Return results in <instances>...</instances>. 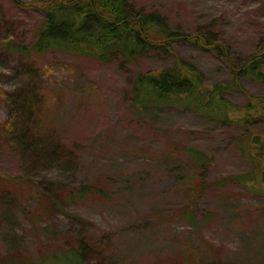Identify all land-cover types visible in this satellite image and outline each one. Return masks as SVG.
<instances>
[{
  "label": "rangeland",
  "instance_id": "obj_1",
  "mask_svg": "<svg viewBox=\"0 0 264 264\" xmlns=\"http://www.w3.org/2000/svg\"><path fill=\"white\" fill-rule=\"evenodd\" d=\"M18 1L0 0V123L12 114L3 93L39 85L54 92L43 106L46 127L55 129L76 155L72 162L31 171L0 130V175L6 176L0 178V196L10 192L17 200L8 208L0 199V264L46 259L51 249L75 247L74 237L85 230L105 235L101 238L112 245L107 254L90 255L87 264H264V182L244 185L229 179L211 185L253 171L237 147L238 138L250 132L192 111L138 107L133 83L140 74L172 65L175 57L164 51L151 50L133 62L116 58L107 63L57 50L42 56L20 54L15 43L31 48L44 16L32 7L43 0ZM131 4L135 10L161 13L176 31L222 41L238 66L263 44L264 0ZM174 47L208 83L233 79L228 63L214 51L189 42ZM241 83L251 96H264V84L242 76ZM229 97L241 106L251 100L238 90ZM186 146L204 151L213 163L203 170L191 166ZM25 177L43 184L42 190L60 192L62 209L90 223L84 226L48 199L39 200L34 189L30 193L19 182ZM82 184H93L106 196L70 199L67 194ZM190 211L199 221L196 226L188 221ZM36 226L68 235L49 239Z\"/></svg>",
  "mask_w": 264,
  "mask_h": 264
},
{
  "label": "trees",
  "instance_id": "obj_2",
  "mask_svg": "<svg viewBox=\"0 0 264 264\" xmlns=\"http://www.w3.org/2000/svg\"><path fill=\"white\" fill-rule=\"evenodd\" d=\"M32 7L40 11L44 19L37 29L36 41L31 48L14 42L15 49L20 54L30 55L33 52L42 56L57 50L105 63L116 58L137 61L151 50L164 51L174 56L172 65L140 74L135 79L132 86L134 103L138 107L151 105L192 111L226 126H237L250 132L238 138L237 147L252 164L253 171L213 182L211 185L225 183L229 179H237L244 185L251 181L264 182V96H251L241 83L242 76L264 84V40L262 47L238 66L232 58L230 48L222 41L200 33L176 31L161 13L135 10L131 0H43L41 4ZM178 42H189L214 51L228 63L234 75L233 79L208 83L205 74L196 65L177 56L174 46ZM233 90L241 91L251 100L245 106L239 105L229 97ZM53 95L54 92H48L39 85L3 93L12 114L8 121L0 123V130L12 139L26 159L25 168L31 171L39 167L51 169L58 164L72 162L76 155L70 145L61 141L55 129L46 127L43 106ZM258 126L263 129L255 128ZM184 151L189 164L196 168L206 169L214 161L210 155L194 146H186ZM2 177L6 176L0 175ZM19 182L28 187L30 193L34 189L37 195H33L39 200L48 199L52 207L63 210L60 192L47 187L42 190L43 184L38 186L35 181L26 177L20 178ZM94 193L106 196L105 192L93 184L79 185L67 195L70 199H81ZM13 196L10 192L0 196L2 204L8 208L13 207L17 202L16 196ZM63 211L84 226L90 223L66 210ZM186 216L193 225L199 224L193 212H187ZM36 230L42 231L49 239L62 240L68 235L51 226H36ZM89 232L85 230L75 236L76 244L73 248L51 249L46 259L21 258L15 262L87 264L90 255L109 253L112 245L108 238ZM202 264L222 263L218 260H205Z\"/></svg>",
  "mask_w": 264,
  "mask_h": 264
}]
</instances>
